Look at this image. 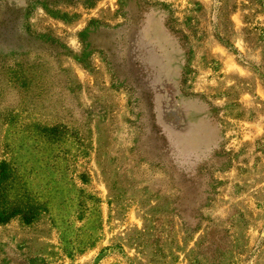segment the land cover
<instances>
[{"label":"rangeland","instance_id":"obj_1","mask_svg":"<svg viewBox=\"0 0 264 264\" xmlns=\"http://www.w3.org/2000/svg\"><path fill=\"white\" fill-rule=\"evenodd\" d=\"M3 163L0 264H264V0H0Z\"/></svg>","mask_w":264,"mask_h":264},{"label":"trees","instance_id":"obj_2","mask_svg":"<svg viewBox=\"0 0 264 264\" xmlns=\"http://www.w3.org/2000/svg\"><path fill=\"white\" fill-rule=\"evenodd\" d=\"M41 132L46 135L58 134L57 128H42ZM12 176V169L7 164L0 165V224L8 223L13 217L20 213L17 207L11 208L7 206V192L8 183ZM32 220V216H25L24 221L29 223Z\"/></svg>","mask_w":264,"mask_h":264}]
</instances>
